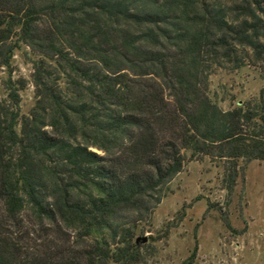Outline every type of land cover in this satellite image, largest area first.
<instances>
[{"label": "trees", "instance_id": "obj_1", "mask_svg": "<svg viewBox=\"0 0 264 264\" xmlns=\"http://www.w3.org/2000/svg\"><path fill=\"white\" fill-rule=\"evenodd\" d=\"M25 50L32 107L11 75L0 99V264H136L187 160L226 161L230 189L264 162V88L209 96L218 69L264 74L259 0H0V68Z\"/></svg>", "mask_w": 264, "mask_h": 264}, {"label": "rangeland", "instance_id": "obj_2", "mask_svg": "<svg viewBox=\"0 0 264 264\" xmlns=\"http://www.w3.org/2000/svg\"><path fill=\"white\" fill-rule=\"evenodd\" d=\"M25 52L11 59L12 73L0 68L1 100L7 99L10 75L23 85L21 113L34 101L32 57ZM262 88L264 74L253 66L218 69L209 78V96L222 110L252 99ZM242 165L237 163L239 170ZM228 170L226 161L206 157L185 162L151 216L135 224L136 264H264V162L247 163L232 189Z\"/></svg>", "mask_w": 264, "mask_h": 264}, {"label": "water", "instance_id": "obj_3", "mask_svg": "<svg viewBox=\"0 0 264 264\" xmlns=\"http://www.w3.org/2000/svg\"><path fill=\"white\" fill-rule=\"evenodd\" d=\"M143 241H146V239H145V238H143ZM136 242H137V240H136Z\"/></svg>", "mask_w": 264, "mask_h": 264}]
</instances>
